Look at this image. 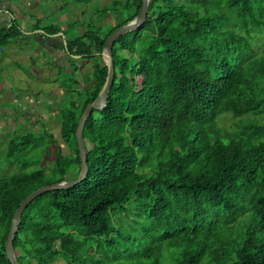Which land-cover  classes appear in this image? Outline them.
Instances as JSON below:
<instances>
[{
  "label": "trees",
  "instance_id": "1",
  "mask_svg": "<svg viewBox=\"0 0 264 264\" xmlns=\"http://www.w3.org/2000/svg\"><path fill=\"white\" fill-rule=\"evenodd\" d=\"M131 2L138 13L143 0ZM262 35L264 0H151L144 26L116 42L108 105L86 123L89 175L27 207L15 239L19 264H101L94 248L119 264H264ZM12 39L0 29V49ZM104 42L88 30L68 47L90 57ZM102 71L85 91L75 80L66 88L70 104L58 119L70 154L44 131L40 138L58 147L54 168L29 171L33 159L0 178V264H11L6 241L22 201L78 177L70 178L81 164L76 131L103 88ZM228 113L248 124L224 131ZM258 116L262 123L251 119ZM33 146L30 132L16 136L8 158Z\"/></svg>",
  "mask_w": 264,
  "mask_h": 264
},
{
  "label": "rangeland",
  "instance_id": "2",
  "mask_svg": "<svg viewBox=\"0 0 264 264\" xmlns=\"http://www.w3.org/2000/svg\"><path fill=\"white\" fill-rule=\"evenodd\" d=\"M23 0H0V9L3 5L9 9L11 13L14 12V4L22 6ZM29 0H27L28 2ZM32 2L27 5V8L33 10L38 8L39 11H47L50 13V21L41 20L40 27L53 25L56 28H60L58 24L60 16L62 14H68L70 10L79 13L81 18L78 25H85L86 30L98 33L97 22L103 12L108 11L112 13L114 10L120 9L122 12L125 3L119 2L115 7H112V3H105L104 0H31ZM114 0H112L113 2ZM131 1V0H129ZM49 3H52L50 5ZM49 4L50 7L47 5ZM130 9L125 12V18L129 13H135L136 10L134 4L129 3ZM72 7V9H71ZM23 15L25 12L22 9ZM71 11V12H72ZM100 12V13H99ZM1 14V13H0ZM48 16V17H49ZM37 15H32V19H35ZM92 19V20H91ZM21 23V20L19 19ZM127 22V21H126ZM63 24V23H62ZM21 25V24H19ZM71 26V21L67 24V27ZM21 27H24L22 24ZM48 29V28H47ZM73 30V28H71ZM106 31V27L102 29V32ZM64 32V30H63ZM73 31L67 32L68 39L73 38ZM23 39L30 40V37L22 31ZM33 41V40H32ZM13 42V41H12ZM20 48L21 53L15 52L9 62L0 66V178L9 177L14 173L20 172V163L25 161L38 160L35 165H31L27 170L32 171L34 168L43 169L45 172H49L54 168L56 160V153L58 147L56 144H49L50 141L46 138L41 139L40 133L48 131L52 133L58 141L59 148H61L63 155L68 156L70 149L68 145L61 139L59 112L69 107L70 97L66 92L67 87H74L72 80L82 83L84 91L90 86L89 82L91 68L86 66L81 73L71 75L70 71L63 69L61 66H53L51 61L45 57V46H38L35 40L28 47H24V42L13 43ZM255 47L262 50L264 47V35L257 37ZM4 50V51H3ZM0 56L6 57L8 55V49H2ZM14 52V51H13ZM30 57L36 63H32ZM122 58L128 59V55L124 53ZM49 61L46 63V61ZM96 62L99 66H103V60L98 57ZM50 63V64H48ZM72 67H76V63ZM70 73V74H69ZM90 73V74H88ZM85 74L86 77L84 76ZM84 76L80 79L79 76ZM68 83V84H67ZM72 84V85H71ZM77 99V97H76ZM258 123L263 122V117L251 118ZM248 121L243 119H237L228 113L220 120V127L226 131L235 133L240 126L247 125ZM30 132L33 135L34 140L39 141V146L35 148L33 146L29 151L18 155L14 159L8 158L9 143L11 140L19 135H24ZM43 151L45 154L43 156ZM79 173V169L76 168L73 178ZM126 215H121L120 218L124 220ZM129 222L133 224L138 219L136 215H129ZM142 226V224H140ZM128 231L130 229L127 226ZM103 249L94 248L91 256L96 259H103L101 264H119L113 257H105L102 253ZM105 257V258H104Z\"/></svg>",
  "mask_w": 264,
  "mask_h": 264
},
{
  "label": "flooded vegetation",
  "instance_id": "3",
  "mask_svg": "<svg viewBox=\"0 0 264 264\" xmlns=\"http://www.w3.org/2000/svg\"><path fill=\"white\" fill-rule=\"evenodd\" d=\"M128 1L129 0H114L112 2V0H104L105 3L111 2L112 7H115L119 2L125 3V7L121 8V9H123L122 12L119 11L120 9L114 10L112 13H109V14H108V11H105V12L102 11L101 16L99 17V21L97 22V25H98L97 28L100 29V31L97 34L101 40H105V42H106L107 38L114 31L121 28L122 26L129 24L138 15V13H134V14L129 13L128 17L125 18V12L127 11V9H130V6L128 5ZM14 5L15 6L13 7L14 8L13 13H11L8 8H6L7 9L6 10V12H7L6 19H5V21L2 22V25L0 26V28L3 32V35L5 37L13 36V39L10 40L8 42L7 46L4 47V49H8V55L5 57V63H7V64L9 62V60H8L9 57L11 58V56H13L15 52L20 53V48L13 43H18V41L21 37L20 34L22 31V28L27 27V24H28V21H26V19L23 17V14H21L23 12L22 9L19 6H17L16 4H14ZM47 6L50 7L49 4ZM30 10L34 11L35 8H33V10L32 9H30ZM37 11L40 12L38 8H37ZM42 13L43 14L33 13L34 15L35 14L37 15V17L35 18L37 21H41V20L50 21L51 20L50 16H49L50 15L49 12L43 10ZM19 19L21 20V23L19 22ZM19 24H21V25L23 24L24 27H21V25H19ZM38 25L40 26V24H38ZM52 27H54V26L51 25V26H47L45 28H48V30L50 31L52 29ZM104 27H106V31L102 32V29ZM68 29H69V27H67L66 30H64V32L62 31V32L56 33V37L54 38V41L56 44L54 43V46H55V48H56L55 50L57 52L49 51L48 50L49 47H48L47 42H45L44 40L39 38L36 34L31 39L30 44H32L33 41L35 40V43H37L38 46L46 45L45 49H44V52L46 53L45 57H47L48 60L51 61V64H53V66H55V67L61 66L63 69L70 71V73H72L71 75L74 74L72 71V68H73L72 66L74 63H76V67H77L76 73L77 74L81 73L85 68H87L86 66H90L91 74L90 73H88V74H90L89 77H91L92 82H94L96 79V76H95L96 71H98V74L101 76V74H103V71H102L103 68H105V67L107 68L106 61L103 57L104 46H103V51L100 54H96V53L91 54L90 57H88V56L84 57L81 55L80 56L73 55L70 48L68 47V42L73 39V38L68 39V35L66 33V32H69ZM84 30H86V28ZM70 31H73V30L70 29ZM45 32H46V34H49L46 30H45ZM86 32H88V30ZM86 32L84 34L82 33L83 36L86 34ZM105 42H104V44H105ZM49 44L52 45V43H49ZM115 44L113 47V51L115 49ZM53 49H54V47H53ZM98 57H100L103 60V62H104L103 66H99V64L96 62V59H98ZM11 59H13V58H11ZM30 59H31L32 63H36L35 61L32 60V59H34V57H30ZM48 60L46 61V63L49 62ZM48 64H50V63H48ZM86 75L87 74H85L84 76L86 77ZM84 76L80 75L79 77L81 79Z\"/></svg>",
  "mask_w": 264,
  "mask_h": 264
},
{
  "label": "water",
  "instance_id": "4",
  "mask_svg": "<svg viewBox=\"0 0 264 264\" xmlns=\"http://www.w3.org/2000/svg\"><path fill=\"white\" fill-rule=\"evenodd\" d=\"M150 1L151 0H143L142 7L139 10L138 15L135 17V19H133L129 24L122 26L121 28L114 31L107 38L104 44L103 57L106 61L107 66L106 81L97 99L93 103L87 105V107L85 108L76 131L78 150L81 160L78 177L74 180L67 179L65 181L52 185H47L35 190L26 199L22 201V203L16 210L13 217L11 230L6 241V254L11 264H19L15 251V239L22 222L23 214L26 211L27 207L35 199H37L43 194L56 190H68L81 184L87 179L90 169L88 164L87 143L84 136L86 123L94 111H103L108 105L109 95L115 83V64L113 57L114 44L126 34L139 31L144 26L148 19Z\"/></svg>",
  "mask_w": 264,
  "mask_h": 264
},
{
  "label": "crops",
  "instance_id": "5",
  "mask_svg": "<svg viewBox=\"0 0 264 264\" xmlns=\"http://www.w3.org/2000/svg\"><path fill=\"white\" fill-rule=\"evenodd\" d=\"M31 2H32L31 0H29L28 2H27V0H23L22 3H21L22 6H20L21 9H23L25 12H27L25 15H23V17L26 19V21H28L27 27L22 28V31L24 33H26L30 37V40L23 39V34H22V31H21V34H20L21 37H20L19 41H20V43L24 42V45H25L24 47H28V49H29V47L31 45L30 41L33 38V36L36 34L39 38H41L42 40L47 42L48 47H49L48 48L49 51L57 52L55 50L56 48L54 46V43H55L54 38L56 37V33L62 32L63 30H66L67 24L69 23V21H71V26H69L68 30H70L71 28H74L73 29L74 32H72L73 38H75V39L82 38L83 34L87 31V30H84L85 29L84 25H81V24L78 25L79 24L78 22H79V20L81 18L80 14L76 13V12H73L72 10H70L69 13H68V14L71 13L70 15L67 16L65 14H62L60 16V19H59V22H58V24H60V28H58L59 30L56 33L51 32L47 28H45L47 26L40 27L38 25V24H40L39 23L40 21H37L36 19H32V15H34L33 13H36V14H39V13L43 14V13H42V11L38 12L37 8L34 11H31L30 8H27V5L29 3H31ZM49 2H50V0H49ZM49 4L52 5V3H49ZM71 9H72V7H71ZM6 10H7L6 9V5H3L2 8L0 9V13H1L0 14V26L2 25V22L5 21V19H6V16H7L6 15L7 14ZM45 30L49 34H46ZM49 43H52V45L49 44ZM7 44L8 43L3 45V47L0 49V54L2 53L1 50L4 49V47L7 46ZM53 47H54V49H53ZM20 53H21V51H20ZM4 63H5V57H3V55H2V56H0V66H2V64H4Z\"/></svg>",
  "mask_w": 264,
  "mask_h": 264
}]
</instances>
